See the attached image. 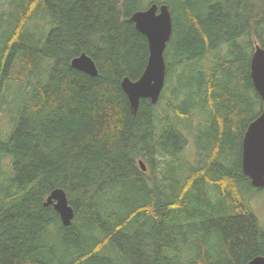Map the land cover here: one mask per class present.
Returning a JSON list of instances; mask_svg holds the SVG:
<instances>
[{
	"label": "trees",
	"instance_id": "1",
	"mask_svg": "<svg viewBox=\"0 0 264 264\" xmlns=\"http://www.w3.org/2000/svg\"><path fill=\"white\" fill-rule=\"evenodd\" d=\"M0 0V262L248 264L264 228L242 167L262 112L251 77L264 0ZM167 4L159 101L122 88L149 43L130 20ZM83 52L92 76L71 65ZM147 170L143 171L139 161ZM65 190L63 224L45 201Z\"/></svg>",
	"mask_w": 264,
	"mask_h": 264
},
{
	"label": "water",
	"instance_id": "2",
	"mask_svg": "<svg viewBox=\"0 0 264 264\" xmlns=\"http://www.w3.org/2000/svg\"><path fill=\"white\" fill-rule=\"evenodd\" d=\"M130 20L147 37L149 43V58L141 77L137 80L125 77L121 82L131 109L136 114L142 99H149L151 103L156 104L161 97L167 78L165 51L173 35L174 21L171 9L165 3H152L146 9L137 10L130 16ZM71 65L92 76L99 74L95 60L85 52L74 57ZM250 69L255 89L263 100V109L248 125L244 135L242 167L254 187L264 188V47L260 43L255 45ZM139 164L143 171L147 170L143 160H140ZM45 205H53L64 225L69 226L72 223L75 210L65 190H53ZM248 264H264V255L254 257Z\"/></svg>",
	"mask_w": 264,
	"mask_h": 264
},
{
	"label": "rangeland",
	"instance_id": "3",
	"mask_svg": "<svg viewBox=\"0 0 264 264\" xmlns=\"http://www.w3.org/2000/svg\"><path fill=\"white\" fill-rule=\"evenodd\" d=\"M151 0H147L145 2L146 6L150 3ZM0 3V7H1ZM251 206L258 218L259 224L262 228H264V189L259 193H256L251 199Z\"/></svg>",
	"mask_w": 264,
	"mask_h": 264
}]
</instances>
